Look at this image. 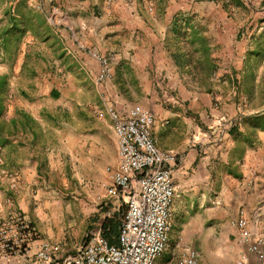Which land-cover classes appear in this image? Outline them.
Segmentation results:
<instances>
[{
    "label": "crops",
    "instance_id": "1",
    "mask_svg": "<svg viewBox=\"0 0 264 264\" xmlns=\"http://www.w3.org/2000/svg\"><path fill=\"white\" fill-rule=\"evenodd\" d=\"M242 1L155 0L149 11L145 0H54L53 11L61 17L57 23L71 33L74 49L96 51L110 59L114 76L104 84L107 99L123 113L133 107L151 111L158 145L182 157L173 172L177 194L164 251L172 257L181 258L182 251L198 244L201 217L193 199H214L206 195L210 188L223 187L224 199L245 209L254 230H264V128L257 119L259 109L244 94L249 82L259 87L250 61L256 57L261 37L256 41L255 35L264 29V22L250 19L258 9L256 2ZM89 59L90 65L96 60L98 71L99 60ZM91 120L82 150L97 157L103 175L92 177L75 199H81V206L90 205L86 199L93 201L92 206L102 199L115 208L121 204L106 193L105 185L112 184L106 169L117 161V139L111 120ZM106 136L114 149L111 152L109 146L108 160L98 145ZM33 154L16 158L18 188L11 190L5 176L0 195L14 199L40 239L52 242L54 262L61 263L70 254L77 211L66 213L62 203L67 197ZM10 209L0 208V221ZM30 254L0 257V264H45ZM158 259L156 264H166Z\"/></svg>",
    "mask_w": 264,
    "mask_h": 264
},
{
    "label": "rangeland",
    "instance_id": "2",
    "mask_svg": "<svg viewBox=\"0 0 264 264\" xmlns=\"http://www.w3.org/2000/svg\"><path fill=\"white\" fill-rule=\"evenodd\" d=\"M49 1L0 0V184L6 176L11 189L10 176L16 175V158L37 154L33 155L48 171L53 185L67 197L63 199V209L69 215L72 209L77 211L69 241V253H74L94 232L103 231L108 221L120 225L125 207L112 208L102 199L95 206L86 199L90 205L81 206V199H75L85 192L92 177L103 175L101 166H96L97 157L91 158L82 145L87 129L93 126L92 118L110 120L106 107L109 93L105 82L97 79L96 60L90 65L92 51L82 49L79 54L74 49L71 33L56 23L61 17L53 11L57 7L54 0ZM245 2L258 7L250 19L262 24L264 0ZM52 17L56 22H52ZM259 30V34L264 33V29ZM259 34L255 35L256 41L261 37L257 54L250 61L253 72L259 76V87L256 82L255 86L249 82L244 94L259 109V115H264V36ZM96 122L104 125L106 120ZM98 145L104 147L102 157L108 160L109 146L111 152L114 150L112 140L109 142L106 136ZM206 195L214 199H193L198 201L202 233L198 244L186 250L199 251L205 264H236L247 250L240 245L232 226L243 208L236 209L224 199L223 187L207 189ZM0 198L5 199L1 195ZM165 252L159 257L162 263H178L180 257ZM253 260L256 261L250 260V264H264Z\"/></svg>",
    "mask_w": 264,
    "mask_h": 264
},
{
    "label": "built area",
    "instance_id": "3",
    "mask_svg": "<svg viewBox=\"0 0 264 264\" xmlns=\"http://www.w3.org/2000/svg\"><path fill=\"white\" fill-rule=\"evenodd\" d=\"M145 1L147 9L152 11L155 0ZM51 20L56 22L53 17ZM91 55L99 60L98 81L111 80L114 69L110 59L96 51ZM106 107L117 139V161L106 169L112 184L105 185V189L125 207L117 242L111 243L102 230H97L61 263L54 262L52 242L40 239L33 224L8 196L0 198V208L4 205L11 208L0 221L1 258L29 256L35 247L30 258L45 264H156L166 249L172 229L171 211L177 194L173 172L182 157L158 145L153 134L155 116L151 111L133 107L123 113L111 102ZM10 178L11 189L16 190L19 179L13 174ZM233 225L238 230L239 243L247 247L236 264H250L251 254L264 262V230L252 228L245 209H240ZM177 264L205 263L199 251L188 248Z\"/></svg>",
    "mask_w": 264,
    "mask_h": 264
},
{
    "label": "trees",
    "instance_id": "4",
    "mask_svg": "<svg viewBox=\"0 0 264 264\" xmlns=\"http://www.w3.org/2000/svg\"><path fill=\"white\" fill-rule=\"evenodd\" d=\"M257 119L260 121L262 128H264V115H259ZM120 225L119 223H115L113 221H108L104 225L102 233L111 243L117 242Z\"/></svg>",
    "mask_w": 264,
    "mask_h": 264
}]
</instances>
